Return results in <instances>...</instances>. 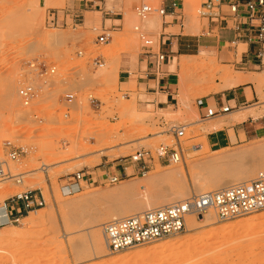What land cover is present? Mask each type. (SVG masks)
I'll return each instance as SVG.
<instances>
[{"label": "rangeland", "instance_id": "374dc122", "mask_svg": "<svg viewBox=\"0 0 264 264\" xmlns=\"http://www.w3.org/2000/svg\"><path fill=\"white\" fill-rule=\"evenodd\" d=\"M201 1L185 0L186 32L192 35H199L207 23L198 13ZM78 2L0 0V156L12 133L18 135V144L27 150L19 161L10 163L14 174H22V183L4 181L7 191L0 193V206L11 195L27 189L42 190L46 202L18 222L0 226V264H188L198 257L204 258V264H264V210L227 221L215 217L211 226L202 227L204 221L198 219L200 227L196 229L117 253L107 248L96 256L83 252L88 246L87 232L98 230L102 234L103 224L112 219L108 209L113 203L92 200L94 194L138 186L143 180L141 184L146 185L152 175L163 177L160 181L150 179L147 191L115 200L122 205H142L148 197L168 193L171 187L180 185L190 194L198 193L200 184L209 181L210 168L235 169L236 175L244 169L253 170L248 180L264 169V137L216 147L210 143L211 133H205L203 128H215L221 122L211 123L225 115L203 119L196 108L199 98L223 88V71L264 80V67L243 73L233 63L236 53L239 58L246 51L247 45L241 43L227 45L225 51L231 50L229 58L208 51L173 57L172 70L169 69L176 83L174 105L168 110L141 105L145 97L137 93L136 76L121 83L119 72L123 62L134 68L140 61L144 44L135 28L154 38L161 28L159 14L141 19L136 8L141 4L158 5L149 0H107V8L117 12L116 17H123V21H116L117 30L106 31L110 40L99 44L98 36L103 33L101 14L86 23L81 18L76 20L72 13ZM51 12H58L57 24L47 22ZM95 60L101 65H96ZM41 62L55 72L40 77L31 65ZM141 67L145 69V60ZM250 82L258 100L242 110L264 106V83L257 87L254 80ZM26 83L36 91L27 106L19 96ZM68 94L74 96L72 103L66 101ZM96 104L101 106L97 108ZM162 118L187 125L181 162L159 163L155 158L146 176L136 174L107 185L82 183L74 193L64 192L63 186L72 182L71 174L84 167L94 168L101 162V153H111L112 148L121 147L117 158L126 159L140 149L154 153L161 144L171 145L174 141L163 132ZM260 145L263 152L242 159L231 157ZM42 165L47 166L46 171ZM169 242H178V247L151 260L136 256L141 250ZM123 257L126 258L121 261Z\"/></svg>", "mask_w": 264, "mask_h": 264}, {"label": "built area", "instance_id": "2783aa9c", "mask_svg": "<svg viewBox=\"0 0 264 264\" xmlns=\"http://www.w3.org/2000/svg\"><path fill=\"white\" fill-rule=\"evenodd\" d=\"M244 7L248 11L250 20H256L257 23L250 24L245 31L247 33V42L257 47L258 57L261 59V65L264 67V0H202L198 13L207 23V33H216L215 29L219 27H230L237 33H242L239 21L240 8ZM164 8L159 6L141 4L136 8V13L141 19H146L151 14L163 15ZM73 17L80 19L78 12L73 11ZM59 20L58 12L48 14L47 22L57 24ZM231 21V23H229ZM135 30L143 40V52L148 60L150 73L157 79L165 74L164 67L168 63L166 52L158 49L156 38L138 27ZM240 37V36H238ZM109 40V34L103 32L98 36V43L105 44ZM96 65H101L99 60H95ZM40 77H45L49 73L53 74L55 69H50L45 63H35L31 65ZM36 95L35 87L26 83L21 86L19 96L23 105L27 106ZM127 96V94H126ZM67 103H72L74 96L68 94ZM94 101V99H92ZM99 104H96L98 106ZM232 110L229 105H222L219 108L209 107L205 118L221 116ZM161 125L164 127V133L173 138V143L159 145L154 153L150 149H140L126 159L135 168L133 172L124 168L122 174H105L99 184H116L128 177L136 174L146 176L153 168L155 158L159 163L177 164L183 159L182 139L185 137L187 125L167 122L161 119ZM5 152L0 156V179L14 180L15 183H22V174H14L10 163L17 162L23 157L27 150L19 145L18 141H5ZM46 165L41 169L46 171ZM71 183L63 186L66 194H72L82 188V183L90 185L87 175L84 171H77L70 175ZM46 204L45 198L40 189H27L11 195L5 199L0 212L5 215L10 223L18 222L23 212L29 213L33 209L43 207ZM23 205V210L18 207ZM264 210V169L260 170L254 178L237 183L225 188L203 193L190 194L185 199L143 212L135 213L123 218L112 219L103 224L102 233L107 249L111 253H117L127 249L148 245L170 237H176L186 230L187 218L195 217L203 219L205 214L213 211L220 221H227L243 217L255 212ZM17 211L16 217H11L12 213Z\"/></svg>", "mask_w": 264, "mask_h": 264}, {"label": "crops", "instance_id": "0c3cea01", "mask_svg": "<svg viewBox=\"0 0 264 264\" xmlns=\"http://www.w3.org/2000/svg\"><path fill=\"white\" fill-rule=\"evenodd\" d=\"M149 1L165 9L164 14L160 15V31L155 36L158 49L166 52L169 60L164 67L165 74L159 79H156L149 72L148 60L144 55H140V61L134 68L129 65L127 61L123 62L121 65L119 72L120 80H122L121 83L126 81V79H132V76H136L137 93L145 97V101H143L142 104L141 101H139L141 105H152L156 110H168L174 105L173 101L175 99L176 83L175 78H173L170 72L172 66L171 59L173 57L197 55L204 51H208L216 54H223L225 58H229L231 50L228 49V51H225V49H227L229 45H238L241 43V45H247L246 51H244L239 58L236 53L233 56V63L237 67L243 69V73H252L253 71L251 70L258 69L262 66L261 59L258 57V49L247 42V33L245 31L250 27L251 23L255 24L257 21L250 20L248 11L243 6L239 11L242 33H237L230 27H219L215 29L216 33L208 34L207 26L202 25L201 33L199 35H192L186 32L185 0ZM74 11L80 14L81 21L84 23L92 20L96 14H101L100 18L103 32L116 31L115 22L123 21V17H116V14H118L117 12L107 8V0H80V2L76 3ZM229 23H231V21ZM212 35L213 38L210 37ZM110 37L109 35V40ZM144 60L146 61V67L142 69L141 64ZM236 74L251 78L250 75L240 72ZM257 100V93L250 81L238 83L234 87L222 88L199 98L196 102V108L200 117L203 119L215 118H205L206 111L209 107L219 108L222 105H229L232 107L231 111L223 114L225 115L224 119H215L211 123L226 122L223 126L212 128L207 131L211 133L209 135L210 143L218 147L230 145L233 142H241L243 139H248L250 137H264V117L254 118L252 115H249L245 120L232 121L235 115L233 114L234 111L250 107L257 103ZM100 106L101 104L96 107L99 108ZM96 110L98 111L99 109ZM100 158L101 162L94 168L90 169L84 167L79 170L85 172L90 183H100L105 174H122L124 168H126L127 171L135 168V165L131 164L128 159L117 157L110 159L107 155H102ZM23 209V205L18 207L20 211ZM11 213V217H16L18 215L17 211ZM25 214L26 212L24 211L22 217Z\"/></svg>", "mask_w": 264, "mask_h": 264}, {"label": "bare ground", "instance_id": "6f19581e", "mask_svg": "<svg viewBox=\"0 0 264 264\" xmlns=\"http://www.w3.org/2000/svg\"><path fill=\"white\" fill-rule=\"evenodd\" d=\"M121 37H123V36H121ZM118 41H119V38H118ZM222 78L224 80L223 88H225V89L228 87H234L238 83L245 82V81H253L254 80L256 82V84L258 83L257 87H261V84L264 83V80H260V79L255 80L252 78H247L245 76L234 74L233 71H223L222 72ZM242 109H244V108L237 109L236 111L233 112V114H235L233 116L234 118H232L233 122L245 120L249 115H252L254 118H259V117H262L263 113H264V106L261 108H257V109H255V108H253V109L248 108L247 110H242ZM225 124H226V122L223 121L220 124H218V126H216L215 128L223 126ZM212 128H214V127L206 126L203 128V130L206 133L209 129H212ZM18 140H19L18 135L14 134V133L9 134L7 136L8 142H16ZM263 148H261V145H260V148L255 147L254 149H249V148L246 150L244 149L241 152L232 155L231 157H233L234 159H242V158H245L249 155H252V153L254 154L255 152H259V151L263 152V150H264ZM120 149H121V147L118 146V148H112L110 150L111 153L103 154L104 153L103 152V153H101V155H107L111 159H113V158L120 156V152H122V151H120ZM261 149H263V150H261ZM114 151H116V152H114ZM240 168H242V167H240ZM244 170H241L243 172L236 175V174H234L233 171H232L233 173L230 170L228 171V169L224 170V169H220L218 167L217 168L214 167V169L210 168V170H209V181L201 183L200 186L197 188V192L203 193V192H207V191H214V190H217V188L218 189L225 188V187L237 184V183L247 181L250 174L252 175L253 170L252 171H249L247 169H246L247 171H244ZM159 176L158 175H152V176H150V179H152V182H153V181H155V179L159 180V179L163 178V177H161V176L159 177ZM150 179L149 180L147 179L148 181L147 180L145 181L146 185L141 184L142 182H144V180H143L140 183L138 182L140 184L138 186H135V185H129L128 186L127 185L128 187L121 188L118 191L107 192L104 194H99V193L94 194V195H92V200L94 198H100V199H106V200L111 201L113 203V207L111 206L110 209H108V210H110V211H108L109 212L108 215L112 219H119V218H123V217L129 216V215L135 214V213L143 212L144 210L153 209V208H157V207H161V206H165V205H170L174 202H178L182 199H185V197L187 198L188 196H190V191H188L187 189H184L180 185L179 187H171V189L168 193H158L155 196L148 197L149 199L146 202H144L142 205H141V203H138L140 205L131 204V203L130 204L126 203V205H124V203H123V205H122V203H120V204L116 203L117 201H115V200H118V198H120L122 196L133 195L137 191L138 192L139 191H142V192L147 191L148 186H149L147 183L150 181ZM170 179H171V176H170ZM4 181L5 180L0 179V193H5L7 191V189L3 185ZM150 187H151V185H150ZM75 188H76V191L79 190L78 186L77 187L75 186ZM80 198H82V197H80ZM86 199L89 200L88 198H84V200H86ZM90 200H91V198H90ZM1 207L2 206H0V209H1ZM215 217H216L215 213L213 211H209L205 214L203 219H201V218H198V219L201 221L202 220L204 221V223L202 224V227H203V226H211L214 223ZM198 219L195 217H192V216L188 217L186 229L187 230L196 229L199 226L198 225L199 224ZM8 223H9L8 218L0 212V226L1 225L4 226ZM99 224L96 226H99ZM96 226H94V227H96ZM222 231H223V229H222ZM86 242L88 243V246L85 248V250L83 252L89 253L90 256H92V255L96 256L99 253L104 252V250L107 248V246L105 244L104 237H103V233L101 234L98 230H96L94 232L88 231ZM177 247H178V242H173V243L169 242L166 244L157 245L154 247V249H151V250H149V249L148 250H141L140 252H138L136 254V256H139L142 259L145 258V259L151 260V259H155L156 257H158V255H160V254H162L168 250L173 251ZM203 251H200V252H203ZM125 258L126 257H123L121 259V261L124 260ZM176 258H178V257H176ZM204 262H205L204 258L198 257V258H193L192 260H190V262H188V264H204Z\"/></svg>", "mask_w": 264, "mask_h": 264}]
</instances>
